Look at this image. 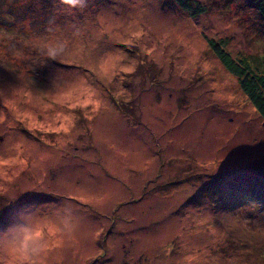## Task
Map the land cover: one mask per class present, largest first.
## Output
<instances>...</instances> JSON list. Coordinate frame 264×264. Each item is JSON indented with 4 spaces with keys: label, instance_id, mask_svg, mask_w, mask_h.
Instances as JSON below:
<instances>
[{
    "label": "rangeland",
    "instance_id": "rangeland-1",
    "mask_svg": "<svg viewBox=\"0 0 264 264\" xmlns=\"http://www.w3.org/2000/svg\"><path fill=\"white\" fill-rule=\"evenodd\" d=\"M192 2L0 6V205L21 208L0 264H264L227 229L232 187L264 174V120L208 43L263 57V20Z\"/></svg>",
    "mask_w": 264,
    "mask_h": 264
},
{
    "label": "trees",
    "instance_id": "trees-1",
    "mask_svg": "<svg viewBox=\"0 0 264 264\" xmlns=\"http://www.w3.org/2000/svg\"><path fill=\"white\" fill-rule=\"evenodd\" d=\"M175 1L179 3L183 10L187 11L192 16L197 17L205 12L202 4H194L192 0ZM249 3L254 6L264 24V0H249ZM0 6L4 13L13 14L14 0H0ZM208 43L214 54L221 60L226 70L237 77L242 91L252 103L257 114L264 120V71L262 70V68L264 69V56H250L243 53L236 55L229 49L228 39L210 38ZM253 59L256 61L255 63ZM249 175L251 180L258 182L260 185L255 186L250 183L252 185L250 192L241 193L237 187H248V183L243 182L248 181L245 177L241 179L240 184H235L232 187L235 190L231 196L236 199L237 202L232 203L231 201L228 207V210L233 211L229 212L231 218L228 220L227 229L230 232L229 235L237 242V244L232 243L233 246L231 247L233 249L236 247L235 245H250L252 247L257 243L256 246H264L263 244H259L260 241H264V238H259L262 235L261 233L253 231L256 232L257 235H250L244 231V227L240 225L243 224L242 221H246L245 224L255 221V219L261 220L262 223L264 221V174L250 169ZM254 201H256L257 204H254ZM256 206L258 207L255 208ZM114 221L115 220H111V224H113ZM233 221L234 224L230 226L229 224ZM262 232L264 233V228ZM107 233L108 230L106 234ZM261 251L264 252V250Z\"/></svg>",
    "mask_w": 264,
    "mask_h": 264
},
{
    "label": "snow or ice",
    "instance_id": "snow-or-ice-1",
    "mask_svg": "<svg viewBox=\"0 0 264 264\" xmlns=\"http://www.w3.org/2000/svg\"><path fill=\"white\" fill-rule=\"evenodd\" d=\"M21 208L12 209L0 205V223H9L18 215Z\"/></svg>",
    "mask_w": 264,
    "mask_h": 264
}]
</instances>
